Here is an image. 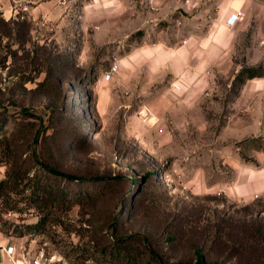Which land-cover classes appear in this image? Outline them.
I'll return each mask as SVG.
<instances>
[{
    "label": "rangeland",
    "instance_id": "374dc122",
    "mask_svg": "<svg viewBox=\"0 0 264 264\" xmlns=\"http://www.w3.org/2000/svg\"><path fill=\"white\" fill-rule=\"evenodd\" d=\"M60 1L67 16L49 28L0 19V240L33 263L154 264L134 242L125 260L105 257L99 227L118 220L165 263L195 264L201 247L208 264H264V194H247L264 169V0ZM235 8L245 23L221 47ZM245 68L262 76L238 80ZM34 159L123 183L96 210L46 209Z\"/></svg>",
    "mask_w": 264,
    "mask_h": 264
},
{
    "label": "trees",
    "instance_id": "16d2710c",
    "mask_svg": "<svg viewBox=\"0 0 264 264\" xmlns=\"http://www.w3.org/2000/svg\"><path fill=\"white\" fill-rule=\"evenodd\" d=\"M242 75H247L248 78H251L255 76H262V73L255 74L251 68H245L240 72L237 79L240 80V77ZM261 140L264 142V138ZM35 162L40 166L42 172L45 175H47L51 180L50 182L47 183L42 182V184L38 187V193L39 196L41 197L40 200L42 201V204L43 206H45L46 209L58 210L64 208V210H68L72 206L73 202H77L79 204L85 203L84 205H89L91 209L96 210L100 205V203L102 204L107 200L114 199L115 197L114 194L117 193L118 190H120L121 184L123 183V178L121 177H116V178H108L105 176L89 177V178L78 177L76 175L60 171V169H58L56 166L51 165L47 161L39 162L35 160ZM151 176L152 173H147L144 176V178L138 177L135 180V183H139V182L141 183L140 185L141 187L138 190L139 192L138 195L141 194L143 188H145L144 186L146 185L147 181ZM62 181L65 183L67 182L72 183L74 181L88 182L91 185H94L95 189L88 191H81V192H85L84 194H80L77 191L70 192L68 187H66ZM83 199H85L84 200L85 202L82 201ZM132 204H133L132 199H130V203L128 205V212H127V215L130 216L133 215L131 214V212L133 211ZM91 213L92 212H90L89 214ZM48 218H50V215L48 216L46 215L44 218H42L39 224L42 225V223H46ZM106 223L107 222H105V225L100 226L99 229L102 232H105V234H108L107 232L108 229L111 230V234H109L108 236H111V238H113L112 246L114 247V249H111L109 252L107 253L105 252L106 258L109 257L113 260H120V261L121 259L125 260L127 256L131 253L130 250H128V247H126V245L128 244V246H130L129 242H134L135 244H138L136 247L137 255H144V256L149 255L150 261L154 262V264H188L183 262L165 263V261L162 259L160 254L156 252V250L151 249L149 244V239L147 236H142L141 234L138 233L123 235L118 230V226H119L118 220L115 223H113V225L111 226L107 225ZM177 237H178V231L176 234L169 235L168 240L169 242H176ZM195 257H196L195 264H208L205 259V254L203 252V249L201 247L196 248ZM131 262L132 264H140L141 259H139L138 257L131 258ZM212 264H217V263L213 262Z\"/></svg>",
    "mask_w": 264,
    "mask_h": 264
},
{
    "label": "crops",
    "instance_id": "0c3cea01",
    "mask_svg": "<svg viewBox=\"0 0 264 264\" xmlns=\"http://www.w3.org/2000/svg\"><path fill=\"white\" fill-rule=\"evenodd\" d=\"M20 4L27 5L29 8L27 12L23 13V16L25 17L24 20H19L15 15H13L14 9L16 10V7H18ZM61 5L64 4L60 0H0V19L8 25H11L13 23L17 25H26L31 33L36 29H42V22L46 23L44 28H49L54 20L55 23L59 22V19L61 18L62 20H64L67 14L62 9ZM243 9L244 8H242L241 10H236L235 8L230 9L226 12L221 22L223 30L218 33L219 35L217 34L215 36L216 39H218L216 40L217 45L219 44V46L224 47L231 44V40L228 41V39L231 38L232 34H235V29L238 26H243L245 23L246 13ZM262 10H264V8ZM237 12H241L242 19L238 21L234 26L226 25V19L232 13ZM42 17H44L43 20ZM257 17L259 22H264V13L262 11L257 14ZM251 38L253 40H256L258 38L257 33H253ZM252 47L255 48V46ZM254 174L257 179L255 178V180H253L249 184L247 192L248 196H257L259 194H264V169L256 170ZM17 246V244H13L7 239L3 241L0 240V264H13L8 260L5 254V249H12L16 264H34L31 259H29L27 254H20Z\"/></svg>",
    "mask_w": 264,
    "mask_h": 264
},
{
    "label": "built area",
    "instance_id": "2783aa9c",
    "mask_svg": "<svg viewBox=\"0 0 264 264\" xmlns=\"http://www.w3.org/2000/svg\"><path fill=\"white\" fill-rule=\"evenodd\" d=\"M28 6L27 5H22L20 4L18 7H16V10L14 9L13 11V15H15L19 20H24L25 17L23 16V13L28 11ZM44 19V17H42V20ZM242 19V15L241 12H237V13H232L227 19H226V24L228 26H234L238 21H240ZM45 22H43L44 24ZM5 254L8 258V260L10 262H12L13 264H16V261L14 259V255L12 253V249L11 250H6L5 249ZM42 258V255H40L36 260H34V264H40V260Z\"/></svg>",
    "mask_w": 264,
    "mask_h": 264
}]
</instances>
